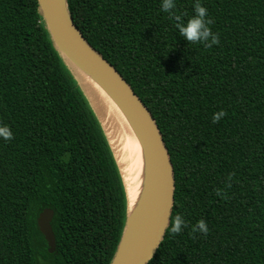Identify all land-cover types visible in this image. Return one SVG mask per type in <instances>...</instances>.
<instances>
[{"label": "trees", "instance_id": "obj_1", "mask_svg": "<svg viewBox=\"0 0 264 264\" xmlns=\"http://www.w3.org/2000/svg\"><path fill=\"white\" fill-rule=\"evenodd\" d=\"M196 0H67L86 41L150 111L173 165L146 264H264V0H200L219 43L179 34ZM226 115L212 122L214 113ZM0 264H109L127 211L112 149L37 0H0ZM217 192L220 194L218 195ZM51 208L49 253L36 219ZM184 226L170 232L175 215ZM203 220L207 233L193 231Z\"/></svg>", "mask_w": 264, "mask_h": 264}, {"label": "water", "instance_id": "obj_2", "mask_svg": "<svg viewBox=\"0 0 264 264\" xmlns=\"http://www.w3.org/2000/svg\"><path fill=\"white\" fill-rule=\"evenodd\" d=\"M37 1L53 46L78 84L72 64L87 72L109 93L142 143L147 159L148 178L144 201L132 225L128 210L126 211L125 227L109 264H146L163 238L173 205V165L162 135L150 111L132 87L116 68L86 41L70 15L67 0ZM126 202L128 203L127 195ZM52 216L53 210L46 207L36 219L49 253L54 252L56 247L50 223Z\"/></svg>", "mask_w": 264, "mask_h": 264}, {"label": "bare ground", "instance_id": "obj_3", "mask_svg": "<svg viewBox=\"0 0 264 264\" xmlns=\"http://www.w3.org/2000/svg\"><path fill=\"white\" fill-rule=\"evenodd\" d=\"M96 112L119 167L127 195L130 225L138 216L147 189V159L140 139L119 105L87 72L71 65Z\"/></svg>", "mask_w": 264, "mask_h": 264}, {"label": "clouds", "instance_id": "obj_4", "mask_svg": "<svg viewBox=\"0 0 264 264\" xmlns=\"http://www.w3.org/2000/svg\"><path fill=\"white\" fill-rule=\"evenodd\" d=\"M175 8V0H161V10L171 13V10ZM207 9L202 6L200 0H196L193 8V15L186 21H182L180 16H175L178 22L176 27L179 30L180 36L186 41L193 43H202L206 47L219 43L218 35L213 33L209 25L211 20L207 18ZM226 113L223 110L216 112L212 116V122H218ZM13 137V133L10 127L6 124H0V139L10 140ZM219 195L220 193L217 192ZM184 226V220L181 215L174 216L171 222L170 232L179 233ZM193 231H199L200 233H207V224L200 220L197 225L193 227Z\"/></svg>", "mask_w": 264, "mask_h": 264}]
</instances>
